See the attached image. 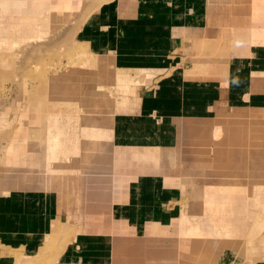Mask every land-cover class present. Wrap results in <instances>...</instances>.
Segmentation results:
<instances>
[{
  "label": "crops",
  "instance_id": "0c3cea01",
  "mask_svg": "<svg viewBox=\"0 0 264 264\" xmlns=\"http://www.w3.org/2000/svg\"><path fill=\"white\" fill-rule=\"evenodd\" d=\"M229 1L112 0L86 18L75 40L99 59L92 68H99L101 77L105 70H111L105 82L115 85L117 92L109 90L103 78L99 82V74H88L94 86L88 89L95 96L84 97L79 92L72 99L76 105L57 107L53 103L51 107L56 110L44 116V110L39 109L43 117H72L67 127L64 122L53 127L35 121L32 129L36 132L29 134L34 143L25 150L41 156L48 167L46 179L49 175L59 176L63 188L34 189L26 178L19 179L33 159L28 157L18 166L14 164V170L22 173L11 171L14 186L0 194V264H16L14 251L35 257L60 224L71 229L81 224L83 229L58 257H52L53 264H113L115 237L107 231L113 220L136 237L177 238L180 231H188L194 224L183 215L184 190L177 178L187 172L180 170L181 165L193 167L195 173L201 168L204 182L194 194L197 201L246 197L251 187L253 194H263L255 192V188L264 184V153L257 154L258 149H264L258 144L264 142V22L251 19V0L236 3V12L228 11L234 6ZM79 7L82 9L83 3ZM57 78L45 86L60 84L63 77ZM79 80L76 82L81 86ZM98 91L102 94L98 95ZM52 95L57 97L56 104L67 101L56 92ZM96 96H106L109 101L99 108ZM48 98L49 93L40 99L48 103ZM110 100L118 104L113 107ZM15 117L21 121L20 113ZM12 118L13 115L8 121L9 137L15 134L12 127L18 124ZM41 123L44 125L38 132ZM101 133L111 142L108 149H100L98 160L93 147ZM116 148L124 149L115 151L114 164L106 154ZM112 164L121 170L112 173ZM82 165L88 168L81 172ZM209 165L216 169L217 177L211 174L212 168L208 173L210 168L205 166ZM97 166L100 172L93 171ZM85 171L92 173L82 174ZM94 173H100V177L122 174L118 179L114 177L118 188L121 181V189L116 191L118 200L110 215L100 208V222L95 218L86 220L90 210L96 212V203L83 201L87 209L77 223L75 210L85 194L79 180L82 176L97 178ZM5 189L0 188V192ZM170 227V232H160ZM127 244L124 246L128 248ZM126 258L121 257L127 264L147 260L133 259L131 255ZM219 264L242 263L225 253Z\"/></svg>",
  "mask_w": 264,
  "mask_h": 264
},
{
  "label": "rangeland",
  "instance_id": "374dc122",
  "mask_svg": "<svg viewBox=\"0 0 264 264\" xmlns=\"http://www.w3.org/2000/svg\"><path fill=\"white\" fill-rule=\"evenodd\" d=\"M83 1L88 2V4L85 5ZM109 1L112 0H0V188L6 187L0 194L7 193L8 189L13 188L14 183L10 177V172H21L18 169L14 170V168H17L15 163L18 166L21 160L28 157L30 160L33 159L34 162L30 164L28 170L21 172L23 175L19 176V179L24 181V178H26V181L34 189L61 191L63 188L58 182L59 176L49 175V179H46L48 167L42 163L43 158L25 150L30 143H34L33 136L29 134L31 131L36 132L32 129L34 124L37 123L35 121L41 120L44 121V124L47 123V125L53 127L61 126L63 122L67 127V123L72 121L71 116L59 118V115L52 114L43 117L49 111L56 110V108L51 107L53 103L57 107L63 105L71 107L76 105V102H73L72 99L77 93L80 92L84 97L90 94L94 95L91 90L89 91L92 81L88 78V74L89 76L99 74L97 80L100 82L103 78V83L108 85L109 90L116 94V86L110 81H108L109 83L105 82L106 73L111 70H105L103 77H101V70L92 68L96 67L95 61L99 59L90 55L85 46L75 40L78 30L86 18L102 4ZM125 1L122 0V3H125ZM240 1L230 0L228 4L234 6L228 7V11L236 12V3ZM253 1H250L251 6ZM24 2L30 5V9L25 12L18 11L15 6H19V3L21 6ZM82 3L83 7L81 9L79 6H82ZM80 9L84 10L80 13ZM250 16L254 21L264 22L260 15L252 13ZM84 71L87 74L80 76L83 77L80 78V73L83 74ZM57 77H63L59 80L60 84L45 86L49 81L56 82ZM79 78L78 82L81 83V86L76 82ZM81 87L85 89L83 90ZM93 88L94 86H92ZM51 92L53 94L56 92L57 95L66 99L65 104H56L57 97L55 98ZM48 93L49 98L46 102L49 104L40 99ZM97 94L100 95L102 92L98 91ZM26 95L30 96L28 100H26ZM108 97L110 96L108 95ZM98 100L103 105L109 101L106 96H100ZM79 102H82V100H79ZM44 103L45 105H43ZM110 104L114 107L118 103L110 100ZM39 109L44 110L43 116ZM66 109L70 110L71 108ZM19 113L21 114V121H18L15 117ZM12 115V122L18 121V124L12 127L15 134L9 137L8 132L11 124L9 125L8 121ZM43 125L41 123L38 132L42 130ZM219 132L217 131V138L220 136ZM83 135L80 133L81 137ZM102 135L98 134L93 147V151L97 150L93 154H96L98 160L101 159L102 151L108 149L106 144L109 146L111 142L108 141V137ZM102 137L104 140H102ZM258 144L264 146V142L258 141ZM123 149L116 148V151ZM125 150L136 151V149ZM19 151L25 152L23 154ZM33 151L37 153L41 150ZM263 153L264 149L257 150V154L261 155ZM110 154L114 157L111 156L110 158ZM66 155L72 154L66 153ZM106 155L115 164L116 154L112 152ZM211 161L209 160V162ZM214 161L213 159L211 163L214 164ZM11 162L13 165L10 164ZM114 164L111 168H114L113 170L117 173L122 167ZM210 165L205 166V168L207 170L210 168L208 173L212 168L211 174L217 177L216 169ZM143 166L149 168L148 164L144 163ZM84 168V165H82L81 172ZM179 168L187 172V175H180L177 178L181 183L182 190H184V197L181 202L183 215L189 219L188 222L194 224L197 221L202 222L197 223L198 225L193 224V228L188 231H180L178 237L171 240H147L144 236L136 237L131 234L128 239L114 248L115 260L117 256L127 259L126 257L131 255L133 259H147L137 264H219L221 256L227 253L234 256L237 263L240 261L242 264H264V184L257 185L255 188V192H263V194H253L251 187L249 189L251 191H248L250 194L246 197L242 195L235 197L222 196L200 198L197 201L194 194L200 186H203L204 182L203 176L201 177V168L197 173L193 172V167L181 165ZM255 169L257 171L259 168L256 167ZM28 173H31V176L28 177ZM90 173L92 172L85 171L82 174L90 175ZM94 175L100 177L99 173H94ZM120 175H117L116 179ZM90 178L82 176V181L79 180V183L83 184L81 188H83L85 194L80 198V207L75 210L74 220L77 223L78 218H84L81 215L87 209L84 202L96 203L92 207L95 210L97 209L98 191L93 189L92 177ZM191 182L193 183L191 184ZM119 187L118 189H121V181ZM75 192L79 194V190H75ZM69 194L70 192H66V195ZM94 215L96 216L95 220L98 221L99 214L91 213V210L86 215V220L91 221V217ZM112 225L108 226L107 231H111L109 227ZM79 226L71 229L68 225H57L35 257H26L23 252L14 251L13 253L17 258L16 264H53L52 257H58L66 249L68 243L74 241L75 238L73 237L77 232L82 231L83 226L81 224ZM171 229L172 227L163 228L160 232L166 234ZM233 235H239L241 238L235 240L232 238ZM124 243H128V248L124 246ZM124 247L125 250H122L121 248ZM135 263L134 261L130 262V264Z\"/></svg>",
  "mask_w": 264,
  "mask_h": 264
},
{
  "label": "bare ground",
  "instance_id": "6f19581e",
  "mask_svg": "<svg viewBox=\"0 0 264 264\" xmlns=\"http://www.w3.org/2000/svg\"><path fill=\"white\" fill-rule=\"evenodd\" d=\"M19 6H20V3H19ZM19 6H17V7L15 6V8L18 11H24L25 12V11H28L30 9V7H29L30 5L28 3H25V2L22 3V5L20 7ZM249 12H250V15L252 13H254L255 15L262 16V18L264 19V0H254L252 2V6L250 7V11ZM80 72H82V71H80ZM86 74H87V72L85 73V71H84L83 74L80 73L79 77L82 76V75H86ZM80 78H83V77H80ZM102 105H103V103L102 102H99L98 107L101 108ZM100 135H102V134H100ZM102 136H104V135H102ZM102 140H104L103 137H102ZM105 141H107V140H105ZM108 141H110L109 140V137H108ZM106 146H107V144H106ZM100 147H102V146L100 145ZM115 151H116V149L114 150V153H115ZM109 156L111 158L112 154H110ZM112 157H114V156H112ZM96 168L93 171H96L97 170L98 172H100V170H99L100 167L97 166ZM112 173L115 174L116 172L113 170ZM102 176H103V174H102ZM93 177H92V181H93L92 187H93L94 190H97L98 191V199H97V207H96L97 209H96V212L95 213H98L99 214V217H98V221L97 222H100L101 221V219H100V216H101L100 215V208L103 207L102 209H103L104 212H106L107 215H110L111 214L112 206L118 200V197H119V194L116 192L118 186H116V182H115V179H114V175H112V174H111V176L108 174L107 176H104V177H97V178H93ZM87 178L91 179L90 177H87ZM95 217H96L95 215L93 217H91V221ZM102 221H104L103 218H102ZM113 222H114V220H113ZM101 223H103V222H101ZM118 225H120V224H118V223L115 222L114 225H112L111 227H109V228H111V231L110 232L115 237L114 247L118 246L124 240L128 239V237L131 236V234H132V232L130 230L124 229V228H122V227H120ZM100 228H102V226ZM121 249L122 250H125V247L124 248H121ZM116 255H117V252H116ZM123 263L127 264L128 262L125 261L124 259L122 260L120 256H117V258H116V260H115V262L113 264H123Z\"/></svg>",
  "mask_w": 264,
  "mask_h": 264
}]
</instances>
